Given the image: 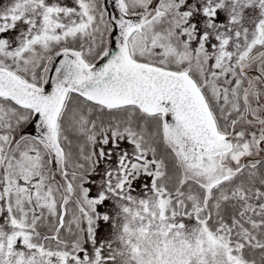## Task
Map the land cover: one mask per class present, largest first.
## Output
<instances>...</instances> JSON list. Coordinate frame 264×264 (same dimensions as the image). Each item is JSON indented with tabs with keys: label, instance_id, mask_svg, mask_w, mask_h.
<instances>
[{
	"label": "snow or ice",
	"instance_id": "snow-or-ice-1",
	"mask_svg": "<svg viewBox=\"0 0 264 264\" xmlns=\"http://www.w3.org/2000/svg\"><path fill=\"white\" fill-rule=\"evenodd\" d=\"M0 264H264V0H0Z\"/></svg>",
	"mask_w": 264,
	"mask_h": 264
}]
</instances>
